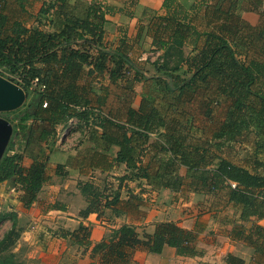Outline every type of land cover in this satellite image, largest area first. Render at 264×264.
<instances>
[{
    "label": "trees",
    "instance_id": "trees-1",
    "mask_svg": "<svg viewBox=\"0 0 264 264\" xmlns=\"http://www.w3.org/2000/svg\"><path fill=\"white\" fill-rule=\"evenodd\" d=\"M119 1V6L104 0L74 6L68 0H53L41 5L36 15L27 0H0V74L20 85L28 99L11 110L21 111L18 128L24 143L19 149L13 139L8 142L0 159V181L15 187L22 204L30 206L49 176L48 154L41 146L27 166L22 163L28 135L35 131L39 140L54 139L56 125L75 118L87 127L94 143L100 137L104 148L117 147L113 158L127 170L117 178L118 185L140 177L155 179L175 191L205 194L210 201L207 209L223 204L213 205L222 199L238 204L242 219L263 216L264 23L252 25L242 17L243 0H194L189 7L179 0H162V11L143 10L141 19L147 22L138 24L133 37L127 35V24L119 22L117 40H107L108 15L130 18L138 3ZM248 1L255 7L259 2ZM50 11L49 25H42L39 18ZM144 29L151 36L152 50L162 51L153 60L151 54L141 58L138 40ZM189 44L191 50L185 55L183 46ZM138 83L145 91L134 107L132 92ZM184 95L200 98L197 105L213 125L211 142L185 144L188 123L174 115L166 120L154 100L162 97L175 110ZM168 97L173 101L168 102ZM163 126L171 133L159 151H167L169 157L153 168L140 162L144 144L151 132ZM239 138L254 143L251 169L220 154L226 143ZM215 158L218 162L213 165ZM182 164L187 167L185 175L178 171ZM54 173L66 175L65 164L57 163ZM110 188L106 182L102 189L84 183L88 205L81 215L115 205L118 192H106ZM4 216L0 213V220ZM10 217L14 226L15 217ZM87 232L80 225L63 235L81 242ZM197 232L166 220L157 222L152 233L140 234L123 223L93 244V264H129L136 249L159 253L165 245L175 247L178 254L196 255L201 252L195 247ZM233 233L241 236V227H234ZM244 237H264V226L252 223ZM4 260L0 257V264H6Z\"/></svg>",
    "mask_w": 264,
    "mask_h": 264
},
{
    "label": "crops",
    "instance_id": "crops-1",
    "mask_svg": "<svg viewBox=\"0 0 264 264\" xmlns=\"http://www.w3.org/2000/svg\"><path fill=\"white\" fill-rule=\"evenodd\" d=\"M104 1L121 5L119 0ZM179 1L189 7L194 0ZM27 2L33 5L31 0ZM68 2L76 6L89 0H68ZM42 3L43 0L38 8ZM161 3L162 0H138L132 17L126 18L119 13L108 15L105 39L117 40L116 24L119 22L127 24V35L133 37L138 24L147 22L146 18L141 19L143 10L147 8L162 11ZM29 7L30 5L28 9ZM239 9L242 17L250 24L264 23V0H259L256 7L248 0H243ZM37 11L33 13H38ZM33 19L31 22L34 21ZM138 46L140 52L151 51L154 54L150 55L151 60L162 54L161 50H152L151 36L146 29L140 35ZM190 50V44L183 46L185 55ZM148 71L154 72L150 67ZM147 84L144 83L145 86ZM144 85L142 83L135 85V90L132 92V106H138L145 91L142 87ZM149 91L156 92L154 89ZM120 92L124 93L121 89ZM121 97L123 96L119 98ZM154 98L157 108L166 120L174 115L188 123L190 127L185 144H190V141H197L200 144L211 142L213 125L210 119L201 113L197 105L199 97L191 100L189 95L182 96L176 101L175 110L168 108L167 101L162 97ZM171 100L172 98L168 97V102ZM191 109L195 113H189ZM59 128L62 129L61 132L67 129L69 136L67 147L62 136L57 138ZM87 130V127L82 126L76 119L72 125L68 122L58 123L56 139L49 137L39 140L35 131L28 135V141L23 149L22 163L27 166L36 154L37 147L41 146L48 154L46 173L49 176L30 206L25 207L22 204L18 198L19 191L15 187L10 186L6 180L0 181L1 213L5 215L4 218L10 214L15 217V225H19L22 230V241L33 246L31 256H36L39 264H93L96 262L91 256L93 244L110 235V232L120 224L132 225L143 234L152 233L157 222L166 220L174 221L187 229L197 230L195 247L201 252L196 255L178 254L176 248L169 245H165L159 253L136 249L129 264H264V237L253 240L244 237L249 233L252 223L264 226V215L257 217L253 214L247 219H242L240 206L233 201L226 202L222 199L213 205L223 204L207 209L210 201L205 194L186 190L175 191L162 186L158 183L159 180L155 179L150 182L145 177H140L122 181V184L118 185L117 178L127 170L123 162L117 163L113 158L117 147L104 148L103 139L100 137L97 138L96 145L90 139ZM170 133V129L164 126L151 132L149 141L144 144L145 154L140 162L157 168L161 161L166 160L169 153L159 149L167 145ZM51 142L54 143L50 144ZM253 148L252 139L239 138L226 143L220 154L237 165L251 169L249 158ZM217 162L218 159L215 158L213 165ZM57 163L65 164L66 175L60 176L54 173ZM178 171L180 175H185L186 165H180ZM86 182L98 189H102L105 182L110 183L111 188L106 192H118V201L115 205L102 207L101 212L92 211L86 216L81 215L80 211L88 205L87 193L82 189V185ZM80 225L88 231L84 237L82 236L81 242L74 240L70 234L63 235V232L76 231ZM234 227H241V236L234 235Z\"/></svg>",
    "mask_w": 264,
    "mask_h": 264
},
{
    "label": "rangeland",
    "instance_id": "rangeland-1",
    "mask_svg": "<svg viewBox=\"0 0 264 264\" xmlns=\"http://www.w3.org/2000/svg\"><path fill=\"white\" fill-rule=\"evenodd\" d=\"M31 1H32L33 5H30L29 9L33 13V12H36L37 10L40 9V7L38 8V5H39V3L42 2V0H31ZM51 1H53V0H43L42 5L45 4V6H47V3L51 2ZM51 12L52 11H50L48 14L42 15L39 18L40 23L42 25L48 24L49 18L52 17L50 15ZM35 14L37 15L38 13H35ZM31 19L28 20L29 25H31L33 23V22H31ZM46 27H48V26H46ZM141 54H143V55H146V54L154 55V54H152L151 51H147V52H144ZM4 77H6V76H4ZM27 100L28 99H26V95H25V99H24L25 103L27 102ZM24 101H23V103H24ZM22 104L20 106H22ZM19 107H17V108H19ZM20 112L21 111L18 109L14 110V111H11V110L5 111L4 110V111H0V117H3L5 119L9 120L10 123L12 124V133H11L9 141L13 139L15 147L22 149L24 140L21 139L20 131L18 128L19 124H20V120H19ZM59 130H60V132L58 133L57 138L59 136H62V139L64 141V145H66V147H67L69 144V136L66 132L67 129L65 131L63 130L62 132H61L62 129L59 128ZM55 139H56V136H55ZM1 212L2 211L0 209V213ZM6 218L3 217V219L0 220V239H2L5 236L4 241L0 244V257H3V259H5L4 262L6 264H9L11 262H15L16 264L19 262L20 263H26V264H39L37 257L31 256L33 246L29 243H26V241H22L21 227L19 225L17 226V224L12 226L11 217L8 216Z\"/></svg>",
    "mask_w": 264,
    "mask_h": 264
},
{
    "label": "water",
    "instance_id": "water-1",
    "mask_svg": "<svg viewBox=\"0 0 264 264\" xmlns=\"http://www.w3.org/2000/svg\"><path fill=\"white\" fill-rule=\"evenodd\" d=\"M25 99L24 89L12 80L0 74V111L19 107ZM12 133L9 120L0 117V159L6 149Z\"/></svg>",
    "mask_w": 264,
    "mask_h": 264
},
{
    "label": "built area",
    "instance_id": "built-area-1",
    "mask_svg": "<svg viewBox=\"0 0 264 264\" xmlns=\"http://www.w3.org/2000/svg\"><path fill=\"white\" fill-rule=\"evenodd\" d=\"M147 55H148V54H146V55H143V54H142V55H141V58H145ZM75 120H76L75 118H70V119L68 120V124L72 125L73 122H74ZM231 185L234 186V185H235V182H231Z\"/></svg>",
    "mask_w": 264,
    "mask_h": 264
}]
</instances>
